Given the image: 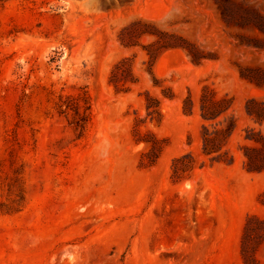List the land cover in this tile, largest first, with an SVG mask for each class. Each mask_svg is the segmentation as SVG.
Listing matches in <instances>:
<instances>
[{
	"label": "rangeland",
	"instance_id": "1",
	"mask_svg": "<svg viewBox=\"0 0 264 264\" xmlns=\"http://www.w3.org/2000/svg\"><path fill=\"white\" fill-rule=\"evenodd\" d=\"M260 148L264 0H0V264H264Z\"/></svg>",
	"mask_w": 264,
	"mask_h": 264
},
{
	"label": "trees",
	"instance_id": "2",
	"mask_svg": "<svg viewBox=\"0 0 264 264\" xmlns=\"http://www.w3.org/2000/svg\"><path fill=\"white\" fill-rule=\"evenodd\" d=\"M247 106H245V109H246V112L249 114V115H251L252 114V112L250 111V109H248V107L246 108ZM205 140V139H204ZM253 149H255V148H253ZM204 151L206 152V153H210L211 152V149H208V148H206V142L204 143ZM260 151H264V148H260ZM245 156H246V158H247V163H246V166H247V168L248 169H253V170H261V169H263L264 168V165H252L253 163H252V161H250V158H249V156L247 155V154H245Z\"/></svg>",
	"mask_w": 264,
	"mask_h": 264
},
{
	"label": "bare ground",
	"instance_id": "3",
	"mask_svg": "<svg viewBox=\"0 0 264 264\" xmlns=\"http://www.w3.org/2000/svg\"><path fill=\"white\" fill-rule=\"evenodd\" d=\"M172 8H173V7H172ZM172 8H171V9H172ZM166 14H167V13H166ZM166 16H167V15H166Z\"/></svg>",
	"mask_w": 264,
	"mask_h": 264
}]
</instances>
